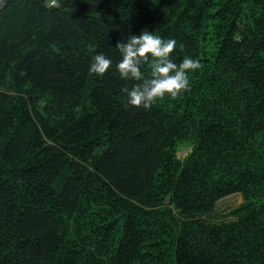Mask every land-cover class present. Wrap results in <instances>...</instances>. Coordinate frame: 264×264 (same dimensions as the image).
I'll return each mask as SVG.
<instances>
[{"label": "trees", "instance_id": "trees-1", "mask_svg": "<svg viewBox=\"0 0 264 264\" xmlns=\"http://www.w3.org/2000/svg\"><path fill=\"white\" fill-rule=\"evenodd\" d=\"M143 30L202 65L151 110L115 67ZM0 264H264V0H5Z\"/></svg>", "mask_w": 264, "mask_h": 264}, {"label": "clouds", "instance_id": "clouds-1", "mask_svg": "<svg viewBox=\"0 0 264 264\" xmlns=\"http://www.w3.org/2000/svg\"><path fill=\"white\" fill-rule=\"evenodd\" d=\"M116 48L121 54L115 66L120 78L137 82L130 89L124 87L121 91L126 94L127 105L138 109L151 110L166 96L173 100L181 97L191 90L190 73L202 67L198 59L189 56L179 63L174 62L171 54L176 49V40L164 39L147 30L129 36L126 42H118ZM112 63L104 54H98L90 63L89 73L103 76ZM142 66H147V75L141 70Z\"/></svg>", "mask_w": 264, "mask_h": 264}, {"label": "rangeland", "instance_id": "rangeland-1", "mask_svg": "<svg viewBox=\"0 0 264 264\" xmlns=\"http://www.w3.org/2000/svg\"><path fill=\"white\" fill-rule=\"evenodd\" d=\"M5 0L1 4L4 3ZM0 4V6H1ZM187 149H185L186 152ZM243 202V197L239 193L228 195L218 201L217 207L214 213L211 215L212 220L219 221L225 219V217H230V212L236 208L239 204Z\"/></svg>", "mask_w": 264, "mask_h": 264}, {"label": "water", "instance_id": "water-1", "mask_svg": "<svg viewBox=\"0 0 264 264\" xmlns=\"http://www.w3.org/2000/svg\"><path fill=\"white\" fill-rule=\"evenodd\" d=\"M171 195L168 194L165 200V204H170Z\"/></svg>", "mask_w": 264, "mask_h": 264}, {"label": "bare ground", "instance_id": "bare-ground-1", "mask_svg": "<svg viewBox=\"0 0 264 264\" xmlns=\"http://www.w3.org/2000/svg\"><path fill=\"white\" fill-rule=\"evenodd\" d=\"M3 2V0H0V4Z\"/></svg>", "mask_w": 264, "mask_h": 264}]
</instances>
